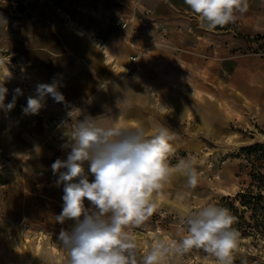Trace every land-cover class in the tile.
<instances>
[{
  "label": "rangeland",
  "instance_id": "374dc122",
  "mask_svg": "<svg viewBox=\"0 0 264 264\" xmlns=\"http://www.w3.org/2000/svg\"><path fill=\"white\" fill-rule=\"evenodd\" d=\"M35 1L0 0V41L4 30L16 31L31 17ZM39 1L50 6L51 10H44L48 14L69 12L81 1L108 35L123 37L122 46L145 40L139 48L130 46L134 48L130 55L137 59L131 58L127 66L131 75L140 68L138 75L150 88L139 97L146 118L131 120L122 128L136 124L151 136L164 126L174 138L167 157L169 178L158 194L153 193L156 208L142 224L125 227L135 239L138 254L150 250L156 240L181 239L184 215L208 204L222 207L223 198L230 197L238 209L227 204L223 208L234 217L232 227L239 233L232 264H264V212L254 214L237 199L246 190L257 193V180L264 183V0H248L246 13H237L235 22L211 31L184 0ZM130 15L143 21L135 25L125 19ZM168 19H174V26ZM4 51L0 46V85L8 90L4 104L16 99L11 110L0 108V264H67L58 236L75 222L56 220L64 193L51 165L67 158L70 148L65 143L73 126L87 117V102L76 99L50 111L42 106L25 120V63L15 55L5 57ZM17 87L22 94H16ZM98 115L102 113L93 118ZM97 122L107 127L106 121ZM11 124H15L13 134ZM122 125L120 115L116 126ZM68 126L69 136L62 133ZM189 158L195 159L199 174L194 189L175 168ZM83 167L91 182L89 162ZM84 204L93 208L86 199ZM164 264H215V258L203 248H193L170 253Z\"/></svg>",
  "mask_w": 264,
  "mask_h": 264
},
{
  "label": "clouds",
  "instance_id": "9594fccd",
  "mask_svg": "<svg viewBox=\"0 0 264 264\" xmlns=\"http://www.w3.org/2000/svg\"><path fill=\"white\" fill-rule=\"evenodd\" d=\"M198 16L203 27L211 31L217 26L235 22L237 13L248 11V0H184ZM59 84L41 83L36 94L27 99L25 113L36 114L46 97L64 102ZM7 89L0 85V108L11 110L13 101L4 104ZM16 94H22L17 88ZM169 129L160 126L148 136L142 127H104L97 119L86 117L73 126L67 143L66 159L51 165L63 184V208L56 216L59 223L74 221L70 231L61 230L58 241L67 254V264H164L170 253L183 254L203 248L215 264H232V251L239 233L232 227L234 217L229 210L208 204L194 214L182 217L179 240H156L142 256L125 227L142 224L156 204L153 193H159L169 178L167 157L173 151ZM89 162L90 182L83 163ZM176 170L187 177V186L196 188L199 174L195 159H182ZM66 169V171H60ZM93 208L85 207L84 201Z\"/></svg>",
  "mask_w": 264,
  "mask_h": 264
},
{
  "label": "crops",
  "instance_id": "0c3cea01",
  "mask_svg": "<svg viewBox=\"0 0 264 264\" xmlns=\"http://www.w3.org/2000/svg\"><path fill=\"white\" fill-rule=\"evenodd\" d=\"M76 2L69 12L48 14L44 10H51L50 6L36 0L31 17L23 26H16V31H3L0 46L6 50L4 56L12 58L15 55L25 63L23 68L28 74L25 77V91L28 92L26 104L28 97L35 95L30 91L36 90L38 84H51L56 81L59 84L58 91L64 96V102L57 103L48 96L43 103V111L81 99L87 102L86 116L93 118L101 112L102 115L94 119L106 121L107 127H117L120 115L124 116L125 125L118 126L119 128L126 126L131 120L135 123L141 122L142 118L145 120L146 115L139 97L143 95L142 91L150 88L145 84L146 79L138 75L140 68L136 72L132 71L134 73L131 75L127 66L131 63L130 51L134 49L130 46L139 48L140 43L143 44L145 40L138 39L137 45L134 40H130V45L122 46V36L115 37V33L108 35L106 28L93 21L88 5L83 6L81 1ZM170 15L164 13V16L172 18ZM125 19L135 25L141 22L135 15ZM168 20L171 25L175 24L172 21L174 19ZM154 88L163 90L162 87ZM12 113L11 111L10 114ZM29 114H23V118L27 120ZM17 118L13 117V122ZM14 126L15 124H11V132ZM133 126L137 127L136 124ZM67 130L69 136V126ZM11 132L8 131L7 134L10 135Z\"/></svg>",
  "mask_w": 264,
  "mask_h": 264
},
{
  "label": "trees",
  "instance_id": "16d2710c",
  "mask_svg": "<svg viewBox=\"0 0 264 264\" xmlns=\"http://www.w3.org/2000/svg\"><path fill=\"white\" fill-rule=\"evenodd\" d=\"M258 184L256 186L260 188V190L255 193L253 190H246L245 192H240L237 195V199L242 205H245L246 207H250L254 214H258L259 212H264V204H263V198L264 195L262 193V189L264 188V183L262 180H257ZM225 200V205H222V207H226V204L233 209H238L235 205V201H230V197L223 198Z\"/></svg>",
  "mask_w": 264,
  "mask_h": 264
},
{
  "label": "bare ground",
  "instance_id": "6f19581e",
  "mask_svg": "<svg viewBox=\"0 0 264 264\" xmlns=\"http://www.w3.org/2000/svg\"><path fill=\"white\" fill-rule=\"evenodd\" d=\"M139 19V18H138ZM140 21H143V19H140ZM132 58V56L130 55V59ZM46 126V125H45ZM62 133H64V134H67V131H62ZM12 152H13V154H15L16 152L15 151H13L12 150ZM207 156V155H206Z\"/></svg>",
  "mask_w": 264,
  "mask_h": 264
},
{
  "label": "built area",
  "instance_id": "2783aa9c",
  "mask_svg": "<svg viewBox=\"0 0 264 264\" xmlns=\"http://www.w3.org/2000/svg\"><path fill=\"white\" fill-rule=\"evenodd\" d=\"M133 59H137V56H132Z\"/></svg>",
  "mask_w": 264,
  "mask_h": 264
}]
</instances>
